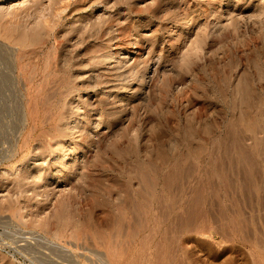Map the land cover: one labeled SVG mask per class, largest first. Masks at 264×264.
<instances>
[{"label": "rangeland", "instance_id": "rangeland-1", "mask_svg": "<svg viewBox=\"0 0 264 264\" xmlns=\"http://www.w3.org/2000/svg\"><path fill=\"white\" fill-rule=\"evenodd\" d=\"M122 263L264 264V0L0 2V264Z\"/></svg>", "mask_w": 264, "mask_h": 264}, {"label": "bare ground", "instance_id": "bare-ground-1", "mask_svg": "<svg viewBox=\"0 0 264 264\" xmlns=\"http://www.w3.org/2000/svg\"><path fill=\"white\" fill-rule=\"evenodd\" d=\"M4 0H0V2L2 3ZM235 33V32H234ZM96 34V33H95ZM236 35V34H235ZM91 37V36H90ZM235 37H237V36H235ZM55 41V40H54ZM59 41V40H58ZM56 43V42H55ZM7 46V45H6ZM3 47V46H2ZM1 47V48H2ZM9 47V46H8ZM10 48V47H9ZM13 54V53H12ZM25 55V54H24ZM22 56V55H21ZM19 57V56H18ZM23 58V57H22ZM19 59V58H18ZM248 59V58H247ZM249 59H250V57H249ZM253 59V58H252ZM252 61V60H251ZM15 70V69H14ZM14 72V71H13ZM262 72V71H261ZM243 79H244V77H243ZM249 81V80H248ZM247 83V82H246ZM30 84V83H29ZM248 84V83H247ZM249 85V84H248ZM250 86V85H249ZM244 87H246V86H244ZM247 89H248V87H246ZM251 89V88H250ZM261 89V88H260ZM238 90H239V88H238ZM245 90V89H244ZM240 91H242V90H240ZM254 91V93H255V90H253ZM246 92V91H245ZM248 92V91H247ZM250 92V91H249ZM253 93V92H252ZM257 94V93H256ZM248 95V94H247ZM61 98H62V96H61ZM36 102V101H35ZM33 105V104H32ZM33 108V107H32ZM35 108V107H34ZM32 110V109H31ZM63 114V113H62ZM59 118V117H58ZM62 122V121H61ZM55 136V135H54ZM46 140V139H45ZM65 151V150H64ZM64 156V155H63ZM61 159V158H60ZM62 160V159H61ZM62 163H64V162H62ZM67 165V164H66ZM66 167V166H65ZM213 229V228H212ZM218 231V230H217ZM60 247V246H59ZM123 264V263H122Z\"/></svg>", "mask_w": 264, "mask_h": 264}]
</instances>
